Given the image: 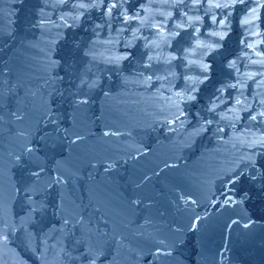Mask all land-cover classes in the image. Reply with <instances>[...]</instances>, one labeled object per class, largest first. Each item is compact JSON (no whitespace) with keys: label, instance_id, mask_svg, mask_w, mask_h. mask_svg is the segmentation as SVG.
<instances>
[{"label":"water","instance_id":"95a60500","mask_svg":"<svg viewBox=\"0 0 264 264\" xmlns=\"http://www.w3.org/2000/svg\"><path fill=\"white\" fill-rule=\"evenodd\" d=\"M225 2L0 0V264H264V0Z\"/></svg>","mask_w":264,"mask_h":264},{"label":"snow or ice","instance_id":"6c2138e0","mask_svg":"<svg viewBox=\"0 0 264 264\" xmlns=\"http://www.w3.org/2000/svg\"><path fill=\"white\" fill-rule=\"evenodd\" d=\"M236 2H237V0H226V2L224 3L223 6L227 7V6H230L231 3H236ZM216 6L220 7L222 5L217 3ZM126 19H127V17H126ZM220 23H221V25H223L224 21H221ZM242 23H250V21L246 19V20L242 21ZM214 35H218V36H220L221 39H223L224 33H214ZM202 67L204 68L205 71H207V69H208L207 65H203ZM233 87H235V86H233ZM236 103H237V105H239L240 101L237 100ZM262 115H264V113H262ZM253 119H255V117H253ZM262 142H264V141H262ZM226 203H227V201H226Z\"/></svg>","mask_w":264,"mask_h":264}]
</instances>
